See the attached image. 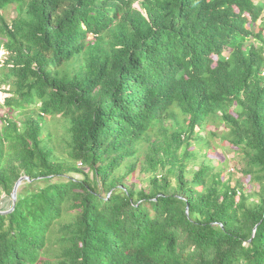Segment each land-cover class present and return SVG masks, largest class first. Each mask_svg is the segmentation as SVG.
<instances>
[{
  "label": "trees",
  "instance_id": "16d2710c",
  "mask_svg": "<svg viewBox=\"0 0 264 264\" xmlns=\"http://www.w3.org/2000/svg\"><path fill=\"white\" fill-rule=\"evenodd\" d=\"M263 11L0 0V197L28 176L0 209V264H264ZM208 122L226 128L234 183Z\"/></svg>",
  "mask_w": 264,
  "mask_h": 264
},
{
  "label": "rangeland",
  "instance_id": "374dc122",
  "mask_svg": "<svg viewBox=\"0 0 264 264\" xmlns=\"http://www.w3.org/2000/svg\"><path fill=\"white\" fill-rule=\"evenodd\" d=\"M135 6L137 8H139V6L137 4H135ZM14 13H15L14 12V6H9L7 9L4 10L5 16L9 19L14 15ZM261 21H264V11L262 14ZM259 22L260 21H258L255 25V28H254L255 31L259 28V26H258ZM1 115H7V109L6 108H4V107L1 108L0 116ZM10 116L11 117L14 116V117L18 118L20 116V113L18 111H14ZM46 122H47L46 129L48 132H50L52 134L53 139H54V141H52V142H54V144H55V140L57 141V140L61 139V137L64 136V127L62 126L63 122H61L60 120H57V118H50V117L46 118ZM168 122H170V121H167V123ZM0 125H1V122H0ZM224 130H226L224 125H222V124H216L215 125L214 123L208 122L204 126V129L202 132H200V134L204 138L209 140L211 145L213 146V148H215L214 153L210 152V157H212L214 160H218V158H220L221 160L226 159V168H225V172H224L223 176H224V179H227L228 177H230V181L232 183H234L236 178L240 177V173L236 172V170L233 169L234 164L237 163V160H236V157H235L233 150L227 147L228 145L226 142H222L219 139V134L224 132ZM212 132L216 135H213ZM64 144H65V142L61 140V141H59V145H55L57 152L61 153L62 155H65ZM201 145H202L201 143L200 144L194 143L192 145V148H199L200 152L203 153L207 149H205ZM138 177H144V175H140L138 172V169H137V171L134 174H132L131 179L138 182L140 180ZM138 184L139 185H145V182L141 180L140 182H138ZM10 206H11L10 196H6L3 194L0 197V209L8 210Z\"/></svg>",
  "mask_w": 264,
  "mask_h": 264
},
{
  "label": "water",
  "instance_id": "95a60500",
  "mask_svg": "<svg viewBox=\"0 0 264 264\" xmlns=\"http://www.w3.org/2000/svg\"><path fill=\"white\" fill-rule=\"evenodd\" d=\"M25 179H28V176H21V177L16 181V183H15V185H14V187H13V190H12V192H11V194H10V198H11V206H10V209L5 210V211H3V212H9V211L13 210V208H14V204H15V202H16V197H17V188H18L20 182L23 181V180H25ZM255 229H256V227H254V229H253V234H254V232H255Z\"/></svg>",
  "mask_w": 264,
  "mask_h": 264
},
{
  "label": "built area",
  "instance_id": "2783aa9c",
  "mask_svg": "<svg viewBox=\"0 0 264 264\" xmlns=\"http://www.w3.org/2000/svg\"><path fill=\"white\" fill-rule=\"evenodd\" d=\"M5 96H6V94H4L3 92L0 91V110L2 108V104H3Z\"/></svg>",
  "mask_w": 264,
  "mask_h": 264
}]
</instances>
